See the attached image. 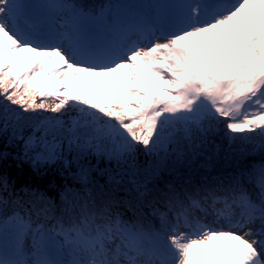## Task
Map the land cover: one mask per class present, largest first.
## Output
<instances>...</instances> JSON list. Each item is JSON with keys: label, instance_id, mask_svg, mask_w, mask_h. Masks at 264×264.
Here are the masks:
<instances>
[{"label": "snow or ice", "instance_id": "6c2138e0", "mask_svg": "<svg viewBox=\"0 0 264 264\" xmlns=\"http://www.w3.org/2000/svg\"><path fill=\"white\" fill-rule=\"evenodd\" d=\"M0 136V264H264V0H0Z\"/></svg>", "mask_w": 264, "mask_h": 264}, {"label": "trees", "instance_id": "16d2710c", "mask_svg": "<svg viewBox=\"0 0 264 264\" xmlns=\"http://www.w3.org/2000/svg\"><path fill=\"white\" fill-rule=\"evenodd\" d=\"M79 2L82 4H89V3L100 4V3H103L104 0H79ZM0 150H4V140L2 136H0ZM256 159L258 160V157Z\"/></svg>", "mask_w": 264, "mask_h": 264}]
</instances>
